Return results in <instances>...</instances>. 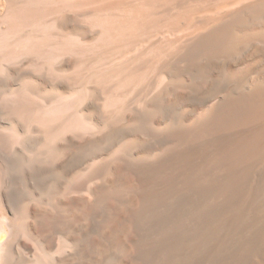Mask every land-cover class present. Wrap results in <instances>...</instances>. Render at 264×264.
I'll use <instances>...</instances> for the list:
<instances>
[{
	"label": "bare ground",
	"instance_id": "1",
	"mask_svg": "<svg viewBox=\"0 0 264 264\" xmlns=\"http://www.w3.org/2000/svg\"><path fill=\"white\" fill-rule=\"evenodd\" d=\"M164 54L151 84L164 115L215 100L192 129L160 139L176 143L157 161L178 165L172 186L139 210L133 189L112 207L90 188L96 206L72 213V146L119 130L78 101L100 100L110 76ZM181 61L184 90L170 73ZM154 100L146 94L145 109ZM129 235L132 245L120 241ZM3 236L0 264H264V0H0Z\"/></svg>",
	"mask_w": 264,
	"mask_h": 264
},
{
	"label": "rangeland",
	"instance_id": "2",
	"mask_svg": "<svg viewBox=\"0 0 264 264\" xmlns=\"http://www.w3.org/2000/svg\"><path fill=\"white\" fill-rule=\"evenodd\" d=\"M166 40L168 41L169 39L166 38ZM167 41L163 40V43L165 42V46L170 43V40L168 42ZM151 58H154V62L156 59L157 64L154 63ZM163 58H167L165 54L163 55V57L159 55H150L151 60H149V64L150 62L152 64L148 65L147 68H144L145 70L142 69L140 71L132 69V72L130 71V73H118L113 75L112 77L110 76L108 81H105L104 85H101L100 87V90L102 91V94H99L101 98L100 100L98 99L99 97L97 99L88 97V100L81 99L78 101V105L82 106L81 108H85V106L87 108L88 104V107L90 108H88L85 112H87L88 114L91 113L89 115L91 116V118H93L94 124H98L100 126L105 125L108 127H114L116 125V128L118 127L119 130L115 135L116 137L114 136L113 138H109L108 140H105L100 144L98 143L86 145L82 149L74 148V146H72V162L69 175L72 213L73 211L76 212L81 207L93 208L96 206L97 202H95L94 199L90 196V188L94 190L95 193L100 195V197L102 198V203H107L112 207L115 206L117 197L124 190L133 189L134 209L139 210L141 208H144L150 200L156 199L157 196L160 195V193L165 192V190L169 189L172 186L171 182L173 177L178 172V165L175 168H165V166L160 168L157 161L161 156L171 151L175 147L176 143H164L161 142L160 139L163 137V135L168 134V132L170 131L177 132L180 129H192L193 126H195L197 122L202 119L204 114L207 113L210 107L214 105L215 100L207 99L205 101V105L203 106L189 104L185 107H178L171 114H166L167 116L164 115L165 109L163 105L165 104L163 102H165V99L160 93V83L156 82L154 87L151 86L152 82L156 81V76L153 68H156L160 64V62H162L163 64ZM183 65V61L173 65L170 73L173 75L175 74L174 80L176 81V88L179 85L178 89L184 90L185 87H187L189 81H187L185 78H182V76L180 75V71ZM246 65H248V63L243 66H239L238 69L245 68ZM140 72L141 74L137 75ZM134 73L136 74V76L134 75ZM177 73L179 74L177 75ZM125 76H131L133 77V79L127 81ZM148 78L151 82L148 81ZM162 79L163 81L167 80V75L162 74ZM109 82H111V85H113V87ZM108 83L110 86L108 85ZM156 86L158 88H156ZM124 87L127 88V91L126 89H124ZM118 88L121 90H119ZM122 88L124 93L122 92ZM111 92H113L117 97H120V95L122 94V96L119 98L121 102L119 105L125 104L129 110L136 112L132 119L133 121L131 120L129 122H126L123 120L124 123H122V115L120 114L119 105H112L107 102L106 96H109ZM140 93H142V95ZM146 94L147 98H152L153 100L156 98L154 102H156V104L158 103L159 106L155 104V107L145 109L144 100L146 99ZM97 100H99V102ZM114 166L117 169L116 176H114ZM52 199L56 204L57 192L53 193ZM131 237L132 236L130 235L124 236L120 239V241H127L129 242V245H132ZM6 240L7 236H3L0 242H5ZM84 260L86 264H92V262L95 261V259L90 255L86 256ZM104 264H107V260L104 261Z\"/></svg>",
	"mask_w": 264,
	"mask_h": 264
}]
</instances>
